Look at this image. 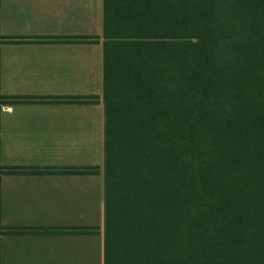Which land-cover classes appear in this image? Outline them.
<instances>
[{"label":"trees","instance_id":"trees-1","mask_svg":"<svg viewBox=\"0 0 264 264\" xmlns=\"http://www.w3.org/2000/svg\"><path fill=\"white\" fill-rule=\"evenodd\" d=\"M103 55L105 264H264V0H103Z\"/></svg>","mask_w":264,"mask_h":264},{"label":"crops","instance_id":"crops-1","mask_svg":"<svg viewBox=\"0 0 264 264\" xmlns=\"http://www.w3.org/2000/svg\"><path fill=\"white\" fill-rule=\"evenodd\" d=\"M103 61V0H0V264H105Z\"/></svg>","mask_w":264,"mask_h":264}]
</instances>
